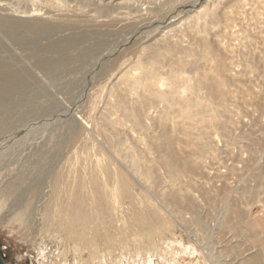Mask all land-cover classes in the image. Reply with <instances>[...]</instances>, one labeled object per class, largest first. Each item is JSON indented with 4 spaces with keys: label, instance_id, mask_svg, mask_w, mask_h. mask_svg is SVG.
<instances>
[{
    "label": "bare ground",
    "instance_id": "bare-ground-1",
    "mask_svg": "<svg viewBox=\"0 0 264 264\" xmlns=\"http://www.w3.org/2000/svg\"><path fill=\"white\" fill-rule=\"evenodd\" d=\"M188 1L0 0V210L77 234L69 262L42 239L49 264H264V133L244 120L261 94L237 95L244 61L218 37L245 0H194L183 20ZM71 23L91 41L63 33ZM78 69L85 83L73 74L65 85L78 97L61 103L54 84Z\"/></svg>",
    "mask_w": 264,
    "mask_h": 264
},
{
    "label": "rangeland",
    "instance_id": "rangeland-1",
    "mask_svg": "<svg viewBox=\"0 0 264 264\" xmlns=\"http://www.w3.org/2000/svg\"><path fill=\"white\" fill-rule=\"evenodd\" d=\"M193 1L192 2L188 1L187 2L188 4L186 2H183L181 4V6L178 7V10H179L178 12H180V13H178V16L182 17L183 20L186 17H188V15H191L192 11L194 9H196L199 4H203V3L211 4L213 2H216L217 0H208L209 2L207 0H199V4H194ZM229 3H233V2H231V0H229ZM69 5L71 7H73V8H71V10L75 9V7H76V5L74 3H70ZM125 10L126 9L119 8L117 11H125ZM236 12H238L239 14L237 15V19L233 23L234 26L233 25H232L233 27L229 26L226 29L224 27L225 24L221 23L220 26H222L221 27L222 29L220 28V30L218 32V35H219L218 37L221 38L222 40H224L223 42H225V44L228 43L229 45H232L234 48H236L235 50L239 49L236 51L237 55L235 54V57L237 56L236 58H238L241 61V63H242V61L247 62L248 65L251 63L250 64V66H251L250 70L252 68L251 71L248 70L249 67L246 64H244V62L242 64L243 68H245V70H246V72L244 71V73H243L245 75L241 77L244 79V81L241 83V84H243V88L241 87V89L244 92L240 91L237 93V95L245 97L246 95L254 94L253 91L260 92V94H261L260 101H256L254 103L252 102V103L246 105L248 112H250L252 115L250 114V116H247V115L244 116V120L246 119V120H249V122H251V125H250L251 131L254 132L255 135L262 136L263 135L262 133H264V130L263 129L260 130V127L262 126V124H264V63H263L261 58H264V54H263L264 53V50H263L264 49V0H245L243 7L238 8L236 10ZM169 16H170V18L168 17L164 20L166 22V23L165 22L163 23L164 25L167 24V21L171 20L170 22H173L175 20V18L178 17V16H176L175 18H171V15H169ZM78 22L81 23L80 21H78ZM236 23H237V25H236ZM81 24H83V23H81ZM82 27L84 28V26H81L78 23H71L69 26V30L64 31L63 33H65L66 35H71V36L77 37L78 39L90 40L88 38V35H87V34H89L90 30L84 31ZM125 30L126 29H123L122 33H118V34H123L125 32ZM234 30L239 31V33L237 32V34L241 33V35L244 36V38L240 39V40H234L233 35L231 34V32ZM242 33H245V34L248 33L250 38L248 39L249 36L246 34L247 35L246 38L248 40L245 41L244 40V39H246L245 35H243ZM111 38H113V37L111 36ZM110 40H111L110 38H107L105 41L104 40H102V41L104 44L105 42L109 43ZM241 40H243V41H241ZM249 40H252V41H249ZM235 42L238 44H236ZM234 43L236 44L235 45L236 47L234 46ZM242 43L243 44L245 43V44L242 45ZM239 44H241V45H239ZM247 44H249V45H247ZM237 45H239V47ZM252 50L253 51L256 50V51L253 52ZM256 52L258 54H253V55H255V56H253L252 53H256ZM259 52H261L263 56ZM245 53H246V55H245ZM241 54L245 55V56H242ZM239 56H240V58H239ZM257 56L259 57V59H258L259 62L257 60ZM245 57L246 58L249 57L250 59L249 58L246 59ZM249 60H252V61H249ZM260 61H261V63H260ZM87 64L89 65L90 63L88 62ZM256 64H258V65H256ZM245 66L248 67V69ZM32 71H33V69H32ZM72 72L73 73H69L70 76H66L68 74L63 75L62 79H61L62 83L59 82L60 83L59 84L58 82H56V84H54V88H53L54 91H52V92L50 91L51 95L52 94L54 96L57 95L56 98L57 97L60 98V96H62L59 100L57 98L58 101H60L62 99L61 103L67 102V101H75L78 97L77 96L78 94H76V95L73 94V96H72V94H70L68 92L69 90L66 89L67 85H65L67 83V81H69L74 75H77V76H75L77 78V82L75 83V85H76L78 90L80 88L82 89V87H83L82 85H84V83H85L84 78H83L84 74H82L83 72H85V70L78 69V70H73ZM79 72H81V73H79ZM251 72L252 73L254 72V74H252ZM246 73L248 75L252 74L250 76V78L248 75H246ZM247 78H249V79H247ZM245 79H247V81H250V82H247V81L245 82ZM239 86H240V84H239ZM59 87L62 90H60ZM77 89H76V91H78ZM69 98H70V100H69ZM239 108L241 110L244 109V107L242 108V106H239ZM250 117H251V119H250ZM244 129H246V128H244ZM239 132H240L239 130L234 131V135L238 134ZM242 141H244L243 138H241L240 136H236V140L233 141L232 145L231 144L228 145V147L229 148L233 147V149H237L241 146ZM238 143H239V145H238ZM219 144H220L219 147L222 149V150L220 149L222 151L221 152L222 153L221 158H222L224 156L223 150L225 149V145H224L222 139L219 140ZM235 146H236V148H235ZM257 211L255 210L254 207H252L251 216L256 215V214L258 215V213H260V212L259 211L257 212ZM102 230L103 229L101 227H99V229L96 231L97 235H96L95 240L97 242L101 241V239L103 237ZM111 230L112 231H118V236L121 237L124 244H126L125 241H128V239H132L137 244L141 243V240L138 237H135L133 235V231L128 227L117 228V227L111 226ZM90 231H93V230H90ZM38 232L42 233V235ZM174 232H175V235L179 239L182 236L185 240V243L187 241H189V239L186 238L185 232L179 226ZM260 236H264V231ZM83 237H84V235H78L77 240H79L81 243L80 247L86 251V246L82 241ZM166 237H169V234H166ZM76 238H77V234L74 235L73 237H70L69 231L67 229H65L63 226L59 225L58 218L52 219V218L47 217L46 215H40V216H37L36 218L31 219L29 221H23V220H20L19 218H17L14 215V213H12V211H10V210H7L5 208L0 210V252H1V254H3L5 256V261L8 264H40L42 262L49 264L51 254L49 255V253H48L47 260L38 254V252H41L39 250V247L42 245L41 244L42 239H44V241L47 243L46 244L47 247L46 248L43 247V250H46L48 248V249H51L52 251H55L57 248L60 247L62 249L63 246H65L64 247L66 249L65 256L69 262V261H71L70 260L71 256H69V253H72V252H69L68 250L70 249V245L73 244V241H76ZM190 241L194 242L193 240H190ZM62 243L64 245H62ZM258 243H264V239H261ZM110 251L112 252L114 257H116V259H117L118 255L120 253V245L119 244H115L113 246L111 245ZM84 254L85 255L83 257V260L85 262H87L90 254L88 253V251H86V253H84ZM100 254H102L101 249H100Z\"/></svg>",
    "mask_w": 264,
    "mask_h": 264
},
{
    "label": "water",
    "instance_id": "water-1",
    "mask_svg": "<svg viewBox=\"0 0 264 264\" xmlns=\"http://www.w3.org/2000/svg\"><path fill=\"white\" fill-rule=\"evenodd\" d=\"M0 264H8L6 261H5V256L3 254H1L0 252Z\"/></svg>",
    "mask_w": 264,
    "mask_h": 264
}]
</instances>
